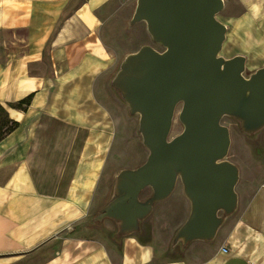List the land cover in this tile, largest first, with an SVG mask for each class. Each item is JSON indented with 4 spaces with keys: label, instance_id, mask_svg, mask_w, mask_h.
<instances>
[{
    "label": "crops",
    "instance_id": "1",
    "mask_svg": "<svg viewBox=\"0 0 264 264\" xmlns=\"http://www.w3.org/2000/svg\"><path fill=\"white\" fill-rule=\"evenodd\" d=\"M137 4L0 0V109L16 123L0 138V264H264V124L248 136L220 119L259 172L234 189L211 237L178 236L191 212L183 187L133 228L98 217L113 192L102 184L113 121L98 83L142 47L165 49L132 20ZM215 18L225 26L218 55L242 57L245 78L264 69V0H223Z\"/></svg>",
    "mask_w": 264,
    "mask_h": 264
},
{
    "label": "water",
    "instance_id": "2",
    "mask_svg": "<svg viewBox=\"0 0 264 264\" xmlns=\"http://www.w3.org/2000/svg\"><path fill=\"white\" fill-rule=\"evenodd\" d=\"M223 0H138L133 21L144 20L163 52L144 46L123 64L119 84L131 108L141 114L140 129L149 155L134 170L122 172L112 199L98 217H111L125 229L166 197L180 177L191 212L178 236L185 241L211 237L236 204V167L221 161L229 147L223 115H237L244 128L264 123V69L242 75L243 58L218 55L225 26L215 18ZM184 130L167 140L175 105ZM147 186L153 194L140 202Z\"/></svg>",
    "mask_w": 264,
    "mask_h": 264
},
{
    "label": "rangeland",
    "instance_id": "3",
    "mask_svg": "<svg viewBox=\"0 0 264 264\" xmlns=\"http://www.w3.org/2000/svg\"><path fill=\"white\" fill-rule=\"evenodd\" d=\"M138 41L140 37H144L143 34L138 33ZM128 36V32L122 34V38ZM153 40L162 46V43L153 37ZM107 42V41H106ZM134 46L137 43L133 42ZM130 45V44H129ZM123 65L118 69V72L113 75V78H108L104 75V78L100 83V97L102 104L110 111L113 121V134L111 140L112 151L108 155L105 162L104 170L106 175L103 179V187L106 189H113L112 199L117 197L121 190L117 188L118 178L120 174L126 170H134L145 162L149 155V149L144 142V138L140 129L141 114L132 110L131 104L127 98L128 90L119 84L118 80L122 72L124 71ZM182 109V102H178L173 110L170 127L167 133V140H171L176 135L180 134L184 130V124L179 118ZM223 120L234 121L238 128L242 127V132H247L248 136L254 135V133L260 129L261 125L252 127L251 129L244 128V122L237 115H223ZM4 120L3 114L0 113V122ZM264 124V123H263ZM241 126V127H240ZM229 135V130H228ZM230 139V137H229ZM245 140H230L227 153L221 158V161H228L232 163L237 170V180L234 189L241 190L245 185L255 184L256 181H251L254 174L259 172L256 165H249L244 161L243 147ZM249 141V140H248ZM183 183L178 177L171 192V199L176 200L180 191L182 190ZM153 194V189L150 186L145 187L139 195L140 202L148 200V196ZM223 210L218 211V216L222 219Z\"/></svg>",
    "mask_w": 264,
    "mask_h": 264
},
{
    "label": "trees",
    "instance_id": "4",
    "mask_svg": "<svg viewBox=\"0 0 264 264\" xmlns=\"http://www.w3.org/2000/svg\"><path fill=\"white\" fill-rule=\"evenodd\" d=\"M28 101V97L21 100L22 103H26ZM0 113H2V110L0 109ZM16 123L12 122L10 123L9 120L0 122V138L7 133L8 131L12 130L15 127Z\"/></svg>",
    "mask_w": 264,
    "mask_h": 264
}]
</instances>
